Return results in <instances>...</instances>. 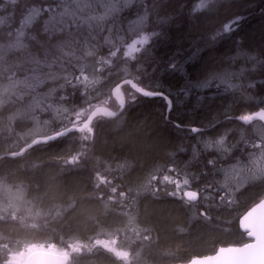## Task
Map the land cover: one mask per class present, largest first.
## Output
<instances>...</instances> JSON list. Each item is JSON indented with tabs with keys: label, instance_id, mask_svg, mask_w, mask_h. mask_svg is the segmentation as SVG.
Wrapping results in <instances>:
<instances>
[{
	"label": "trees",
	"instance_id": "obj_1",
	"mask_svg": "<svg viewBox=\"0 0 264 264\" xmlns=\"http://www.w3.org/2000/svg\"><path fill=\"white\" fill-rule=\"evenodd\" d=\"M48 4L52 10L41 15L42 0H0V196L9 194L1 197L0 264H24L38 247L66 254L67 264H184L248 243L238 221L264 197V179L235 189L229 165L252 162L254 154L264 159V148L252 147L264 137V124L221 123L226 112L255 110L264 100V69L238 75L241 67L252 69L238 53L264 51V0ZM61 13L68 26H45ZM237 14L244 17L239 30L213 40ZM153 32L161 39L124 56L129 43ZM197 50L186 63L184 54ZM177 52L189 81L198 82L187 97L177 96L179 77L153 71V56L167 60ZM126 79L170 93L171 123L162 99L139 96L131 103L136 93L124 85L122 93L130 88L132 95L123 93L126 104L116 118L98 115L87 131L6 157L29 144L22 137L36 124H50L51 135L81 125L95 107L118 110L113 89ZM250 80L257 87L247 88ZM225 128L233 132L229 143L237 144L236 161L224 157L216 165L227 170V182L224 171L195 162L185 168L192 148L206 159L204 142ZM260 171L257 177H264V165ZM185 173L200 179L185 185ZM187 190H199L196 203L185 201Z\"/></svg>",
	"mask_w": 264,
	"mask_h": 264
},
{
	"label": "snow or ice",
	"instance_id": "obj_2",
	"mask_svg": "<svg viewBox=\"0 0 264 264\" xmlns=\"http://www.w3.org/2000/svg\"><path fill=\"white\" fill-rule=\"evenodd\" d=\"M75 2V0H74ZM86 2H90L93 4H103L105 3V0H86ZM64 3V0H52L53 6H59L60 4ZM52 9L48 4V0H42V7L40 14L41 15H47L48 12H50ZM82 11V10H81ZM94 11V9H93ZM63 13H61V19H57L56 17H49L44 21L45 26L51 25L53 28H56L57 25L63 24L64 26H68L66 21L63 19ZM244 19L242 15L237 14L234 16L233 19L230 20V22L226 23L224 26V29L222 32H217L212 39L216 40L218 37L224 38L228 34H234L239 30L240 23ZM131 23V22H130ZM222 33L224 36H222ZM153 39L159 40L161 39L160 33L159 32H153L151 36L145 37L143 43L146 45H149L150 41ZM239 45V41H235ZM153 47L155 46L154 44L152 45ZM141 50H138L139 53H141ZM144 54L148 55L150 53V48H144L143 49ZM198 50L196 52L189 51L184 56L182 57L184 61L190 62L192 58L196 55H198ZM238 55H244L248 61L252 62V69L249 70L245 67H241L239 69V76H244L250 71H254L257 66H259L261 69H264V51L256 52L255 55H249L247 53H238ZM177 56H181V53L177 52L175 55H170L167 60H160L158 61L156 57H152V65H155L153 68L154 72L162 71L165 74H168L172 76L173 78L179 77V79L183 82L180 84V86L177 89V96L178 97H187L190 93L193 92V90L197 87V84H192L189 81V78L187 77L185 73V67L184 64H182L179 60H177ZM203 59V57H201ZM234 59V58H233ZM136 63H138V60L136 58H133ZM145 75H148V73H145ZM261 75H264V72H261ZM259 83L261 85H264V80H260ZM201 87H206L207 85H200ZM240 87L239 83L232 84L228 83L227 88L228 89H237ZM247 88H255L257 87V83L255 80H250L249 83L246 85ZM170 93H165L162 89L156 88L153 90H149L148 86L147 87H141L138 89L137 93L133 95L131 99V103H137L139 102L138 97H146V98H156L159 97L165 102L166 105V111L171 112L173 107H174V102L173 99L170 98ZM251 99V97H249ZM264 112V100L261 101L260 105L256 107L255 110L251 111H245L242 112L239 115H231L229 113L224 114V121L221 123L223 125L225 122L230 124L232 121H239L242 122L244 125H248V121L246 120L247 117H251L254 114ZM163 118L168 121L167 115H163ZM171 123V121H168ZM174 126L178 129L182 127V122L174 124ZM189 131L191 133H197L200 134L201 136L203 135L202 129L197 128V127H190ZM233 132L229 128H225V131L221 134H219L216 138L207 140L204 142L203 147L204 150L208 151V157L204 159L202 157V153L196 148H192V158L188 161V163L185 164V168L190 167L193 162H195L196 165H203L205 168H211L213 171L220 172L224 171L225 172V182H227L228 178V173L227 170L225 169H217L216 165L220 162V160L224 157H227L228 160L230 161H236V156L234 149H237V144H230L229 143V136L232 135ZM257 140L260 141L258 144H253V148H264V137H257ZM199 143V141H198ZM240 143H243L242 141ZM178 151L180 152H185V149L183 147H179ZM243 164L242 171H241V177L245 175V169H244ZM230 168L233 170H236L237 164L232 163L229 165ZM200 177L196 174L191 175V179L188 178V173H185V179H184V184L185 185H191L192 181H199ZM261 179H264V177H261ZM246 186V185H245ZM207 190V189H206ZM224 188L222 187L220 191H223ZM197 198H199V190H196Z\"/></svg>",
	"mask_w": 264,
	"mask_h": 264
},
{
	"label": "water",
	"instance_id": "obj_3",
	"mask_svg": "<svg viewBox=\"0 0 264 264\" xmlns=\"http://www.w3.org/2000/svg\"><path fill=\"white\" fill-rule=\"evenodd\" d=\"M143 41L144 40L141 38L138 41L135 40L129 43L126 46L127 51L124 55L129 56L135 51L140 50L144 46ZM124 85L130 86L136 93L138 89L141 88L130 79L123 80L115 86L113 93L117 96L120 104L117 111H113L104 106L95 107L90 112L87 119L79 125V127L70 126L49 136L35 139L24 146L20 151L8 154L6 157H19L37 145L46 144L73 132H79L87 129L89 130L90 125L98 115L102 114L111 119L116 118L124 109L126 104L124 95L121 91V87ZM166 114H168L167 111ZM246 120L248 121V124L257 120L264 124V112L247 117ZM183 198L186 202L191 204L196 203L199 199L197 198L196 191L192 190L184 191ZM238 226L240 231L245 234L246 239L249 241L248 243L241 246L219 248L213 255L196 257L184 264H264V197L251 206L239 218ZM67 261L68 256L64 253L36 250L27 255L24 264H67Z\"/></svg>",
	"mask_w": 264,
	"mask_h": 264
},
{
	"label": "rangeland",
	"instance_id": "obj_4",
	"mask_svg": "<svg viewBox=\"0 0 264 264\" xmlns=\"http://www.w3.org/2000/svg\"><path fill=\"white\" fill-rule=\"evenodd\" d=\"M85 3L86 0H85ZM127 51V49L125 50V52ZM123 93L130 97L132 95V92L130 91V88H126ZM113 106H117L116 102L113 101ZM110 108L112 109V104L110 105ZM112 110H115L114 108ZM260 131L264 132V129H261ZM50 133H52L51 131V127L50 124H36L29 132H27L26 134H24V136L22 137V140H26V141H33L35 139L38 138H42L45 137L46 135H49ZM87 137V132L85 134V138ZM252 159V162L248 160V163L246 165H244V169L246 171H248L250 174L246 175L245 177H241V171H242V167H237L236 170L232 169V175L231 178L233 179L232 183L235 186V189H238L239 187H242L244 184H247L249 182H251L253 180H258L261 177H257V174H262V172L260 171V167L261 165H264V159L262 157H260V155L258 154H254ZM251 162V163H250ZM243 165V164H242ZM251 173H256V174H252ZM232 186V185H231ZM177 188V187H176ZM232 188H234L232 186ZM174 189V187H173ZM177 190H179V188H177ZM9 194L5 192H1V196H0V208L3 209V204H1L2 199L1 197H6L8 198ZM0 212H2V210H0ZM37 250H41L40 247L37 248ZM114 255H117L115 252H113ZM27 257V256H26ZM120 259V257H119ZM124 260V262H126L127 260H125L126 258H122Z\"/></svg>",
	"mask_w": 264,
	"mask_h": 264
},
{
	"label": "bare ground",
	"instance_id": "obj_5",
	"mask_svg": "<svg viewBox=\"0 0 264 264\" xmlns=\"http://www.w3.org/2000/svg\"><path fill=\"white\" fill-rule=\"evenodd\" d=\"M138 51V50H137ZM125 54V53H124ZM125 56V55H124ZM125 57H128V56H125ZM130 87V86H129ZM131 88V87H130ZM132 89V88H131ZM134 91V90H133ZM135 92V91H134ZM136 93V92H135ZM119 107H120V104H119ZM114 111V110H113ZM117 111V110H116ZM167 115V114H166ZM238 122V121H237ZM255 122H260V121H254V122H251V123H249V124H252V123H255ZM240 123V122H239ZM261 123V122H260ZM241 124H243V123H241ZM248 124V125H249ZM244 125V124H243ZM73 127H79L78 125H73ZM88 130V129H87ZM87 130H83V131H87ZM83 131H79V132H76V133H82ZM29 132V131H28ZM30 142H32V141H30ZM29 142V143H30Z\"/></svg>",
	"mask_w": 264,
	"mask_h": 264
},
{
	"label": "flooded vegetation",
	"instance_id": "obj_6",
	"mask_svg": "<svg viewBox=\"0 0 264 264\" xmlns=\"http://www.w3.org/2000/svg\"><path fill=\"white\" fill-rule=\"evenodd\" d=\"M110 250V248H108ZM120 257V255H118V258ZM121 258V257H120ZM26 259V258H25ZM25 262V261H24Z\"/></svg>",
	"mask_w": 264,
	"mask_h": 264
}]
</instances>
